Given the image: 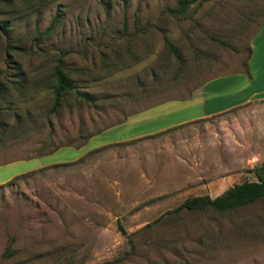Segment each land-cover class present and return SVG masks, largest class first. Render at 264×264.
<instances>
[{
  "label": "rangeland",
  "instance_id": "374dc122",
  "mask_svg": "<svg viewBox=\"0 0 264 264\" xmlns=\"http://www.w3.org/2000/svg\"><path fill=\"white\" fill-rule=\"evenodd\" d=\"M177 7L0 0V184L32 171L0 186V264H264V197L174 211L257 180L264 98L137 137L170 116L137 111L168 101L187 116L205 81L230 75L228 92L247 77L264 0ZM56 65L76 88L53 110Z\"/></svg>",
  "mask_w": 264,
  "mask_h": 264
},
{
  "label": "crops",
  "instance_id": "0c3cea01",
  "mask_svg": "<svg viewBox=\"0 0 264 264\" xmlns=\"http://www.w3.org/2000/svg\"><path fill=\"white\" fill-rule=\"evenodd\" d=\"M249 47L245 71L248 75L245 79H240L238 84L230 86L228 92H226L227 90H223L222 87L226 83H232V77L230 75H221L205 81L197 90L194 92L191 91L189 96L194 95L193 100L195 101H191L187 105L179 106L182 108H195L194 113L187 116H182L181 112L179 115H175L174 112L178 111V109L172 107L168 101L159 102L153 106L137 111V115L144 114L146 109L151 110L150 112L159 110V112H163L165 115H170L165 122L159 123L151 130L137 133V137L220 113L254 98H264V87H254L251 85L259 77L260 72L264 74V20L252 33L249 40ZM251 60L254 62V68L248 65V62L250 63Z\"/></svg>",
  "mask_w": 264,
  "mask_h": 264
},
{
  "label": "trees",
  "instance_id": "16d2710c",
  "mask_svg": "<svg viewBox=\"0 0 264 264\" xmlns=\"http://www.w3.org/2000/svg\"><path fill=\"white\" fill-rule=\"evenodd\" d=\"M192 1L193 0H178V7L177 9L174 10V12L183 13ZM49 29H51L50 26L47 28V30ZM5 30L6 27L4 25H0V33H4ZM164 40L165 43L171 49V51L175 52V48L172 45V43H170L167 39ZM53 77H54V85L52 89V94H53L52 109L54 110L59 106L62 96L65 93L74 90L76 86L74 85L73 80L65 73L64 70H62V68L59 65H56L54 67ZM3 93H4V87L0 82V96ZM77 94L79 96L86 97L85 94H81L79 92H77ZM111 144H118V143H111ZM46 153L49 152L38 153L35 156H40ZM31 172L32 171H28L16 175L11 179L7 180L6 182L0 184V186L10 184L15 180H17L18 178L27 175ZM256 174H257V180L242 181L240 183L234 184L214 197H210L208 195L188 196L174 209V211H178V210L194 211V210H205L210 208L218 212H224L252 203L264 197V164L258 168ZM122 232L124 233V231Z\"/></svg>",
  "mask_w": 264,
  "mask_h": 264
},
{
  "label": "bare ground",
  "instance_id": "6f19581e",
  "mask_svg": "<svg viewBox=\"0 0 264 264\" xmlns=\"http://www.w3.org/2000/svg\"><path fill=\"white\" fill-rule=\"evenodd\" d=\"M151 122V121H150Z\"/></svg>",
  "mask_w": 264,
  "mask_h": 264
}]
</instances>
